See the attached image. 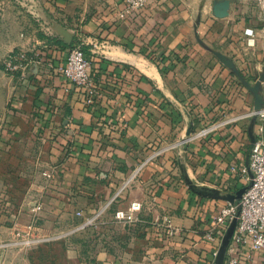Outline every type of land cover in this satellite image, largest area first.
<instances>
[{"label": "crops", "instance_id": "0c3cea01", "mask_svg": "<svg viewBox=\"0 0 264 264\" xmlns=\"http://www.w3.org/2000/svg\"><path fill=\"white\" fill-rule=\"evenodd\" d=\"M216 1L156 0L126 15L125 0H0V148L35 132L52 136L56 155L50 176L22 178L16 204L0 200V264L227 263L236 227L214 241L206 233L245 188L242 167L264 124V26L231 1L217 16ZM78 42L98 82L93 99L61 76L21 83L3 70L20 48L47 49L59 65ZM144 51L181 60L163 73ZM217 52L250 85L261 80V110ZM134 201L140 220L117 219ZM99 212L68 239L14 244L16 229L36 220L62 230ZM252 264H264V251Z\"/></svg>", "mask_w": 264, "mask_h": 264}, {"label": "built area", "instance_id": "2783aa9c", "mask_svg": "<svg viewBox=\"0 0 264 264\" xmlns=\"http://www.w3.org/2000/svg\"><path fill=\"white\" fill-rule=\"evenodd\" d=\"M156 0H125L124 14H132L149 7ZM47 49L20 48L9 53L2 62L3 70L14 76L19 82L25 83L34 75L49 74L65 78L79 88L87 90L91 99L99 95L98 82L92 74V61L86 57L82 42L74 43L65 61L59 65L52 57H45ZM37 73V74H36ZM235 121V118L231 119ZM211 125L200 130V136H206L216 129ZM51 173L44 172V176ZM246 178V190L242 197L224 205L217 213L213 226L206 233V238L214 241L218 238L225 225L236 221V230L229 249L226 264H252V256L264 251V124L260 126L256 142L251 147L249 162L242 167ZM142 203L134 201L128 211L120 210L116 217L128 222L139 221ZM102 212L84 219L76 226V230L93 225ZM78 215H82L78 212ZM15 245L24 247L37 246L50 242L51 236L42 235L39 220L19 227L15 231ZM6 247L7 246H3Z\"/></svg>", "mask_w": 264, "mask_h": 264}, {"label": "rangeland", "instance_id": "374dc122", "mask_svg": "<svg viewBox=\"0 0 264 264\" xmlns=\"http://www.w3.org/2000/svg\"><path fill=\"white\" fill-rule=\"evenodd\" d=\"M237 5V9L244 12L248 8V18H255L259 24L264 26V0H229ZM52 136L40 137L37 133L26 134V138L22 140V144H11L2 146L0 148V192L5 187L10 196L0 197L2 202H12L16 204L19 200L16 188L22 184L26 186L29 184L26 180H31V175L37 170L49 172L51 168L50 160H52L53 150L50 142ZM56 156V155H55ZM39 161V165L37 164ZM25 187V186H23ZM55 221H50L48 227L42 226V235L51 236L50 242H44L37 246H45L51 242L68 239L77 230L75 227L68 229L56 228L53 225ZM33 246V247H37Z\"/></svg>", "mask_w": 264, "mask_h": 264}, {"label": "water", "instance_id": "95a60500", "mask_svg": "<svg viewBox=\"0 0 264 264\" xmlns=\"http://www.w3.org/2000/svg\"><path fill=\"white\" fill-rule=\"evenodd\" d=\"M230 9V1L229 0H221V1H216L214 4V12L217 16L219 17H225L228 15ZM216 55L219 57V59L229 68H231L238 76L239 78L243 81L245 86L253 92V94L256 97V109L259 111L262 109L263 106V99L260 94L261 90V80L257 81V83L252 86L250 85L242 76L240 71L236 68L234 62L229 59L227 56L221 54V53H216ZM264 78V77H263ZM262 78V79H263ZM256 142V137H252V145ZM246 190V187L242 189V191L239 194V199L242 197L244 191ZM238 199V200H239ZM236 227V221L233 222V229L235 230Z\"/></svg>", "mask_w": 264, "mask_h": 264}, {"label": "trees", "instance_id": "16d2710c", "mask_svg": "<svg viewBox=\"0 0 264 264\" xmlns=\"http://www.w3.org/2000/svg\"><path fill=\"white\" fill-rule=\"evenodd\" d=\"M52 41H56L58 44L62 45L63 47H66V45L63 42L54 40V39H50ZM74 43L72 44L71 48L73 47ZM83 50L86 53V47L83 46ZM143 51V50H142ZM146 53V55L154 62H156L160 68V70L165 73L167 71L172 70V68L174 67L176 61H180L181 57L179 56V54L176 53H172L170 55H163L161 57H156L154 54H152V52L147 53V51H144ZM45 57L50 56V52L49 50L44 54ZM51 57V56H50ZM93 74V72H92ZM9 143V142H8Z\"/></svg>", "mask_w": 264, "mask_h": 264}]
</instances>
